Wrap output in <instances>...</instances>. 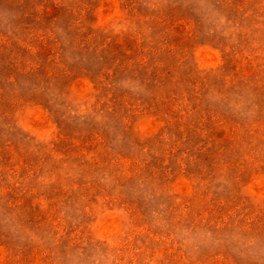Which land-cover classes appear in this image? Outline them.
<instances>
[{
    "label": "rangeland",
    "instance_id": "1",
    "mask_svg": "<svg viewBox=\"0 0 264 264\" xmlns=\"http://www.w3.org/2000/svg\"><path fill=\"white\" fill-rule=\"evenodd\" d=\"M0 264H264V0H0Z\"/></svg>",
    "mask_w": 264,
    "mask_h": 264
}]
</instances>
